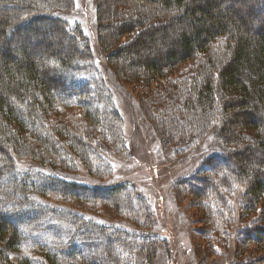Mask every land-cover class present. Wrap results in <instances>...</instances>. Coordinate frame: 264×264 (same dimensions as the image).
Here are the masks:
<instances>
[{"label": "trees", "instance_id": "16d2710c", "mask_svg": "<svg viewBox=\"0 0 264 264\" xmlns=\"http://www.w3.org/2000/svg\"><path fill=\"white\" fill-rule=\"evenodd\" d=\"M70 2L0 0V264H128L135 249L159 240L50 201L103 202L132 211L135 226L152 224L150 213L139 219L137 203L146 200L128 183L79 179L82 167L101 176L95 164L107 163L105 143L125 150L122 116L98 65L120 80H167L179 89L171 94L179 101L162 103L177 116L161 122V146L180 156L201 152L202 160L179 185L206 200L220 186H245L244 219L259 215L240 234L242 245H264V0H125L113 7L107 34L97 4L98 56L65 16ZM152 5L161 21L145 9ZM48 27L53 41L40 36ZM189 114L198 118L190 130ZM92 134L95 145L86 140ZM248 264H264V256Z\"/></svg>", "mask_w": 264, "mask_h": 264}, {"label": "rangeland", "instance_id": "374dc122", "mask_svg": "<svg viewBox=\"0 0 264 264\" xmlns=\"http://www.w3.org/2000/svg\"><path fill=\"white\" fill-rule=\"evenodd\" d=\"M123 1L125 0H71L65 12L71 25L84 30L90 38L97 56L99 54L96 36L97 4L101 7L102 22L100 24L107 34L111 33L109 25L111 16L114 17L113 7ZM145 9L149 10L150 17L154 20H162V14H156L153 5ZM133 11L134 13L141 12L139 8L134 7ZM123 18L128 19L127 16ZM50 28L42 31L41 38L48 35V37L51 36L50 41H53L54 36L53 32L49 33ZM177 34L178 31L174 32L171 38L173 39ZM113 40L108 42H111V47L114 48L119 42L116 43ZM159 48L162 47L158 46L155 49ZM145 51L152 54L154 47L146 48ZM126 61L124 59L123 63L125 64ZM193 65V63H188L182 66L168 76V81L171 78L178 79ZM98 67L103 72L104 78L111 84L117 109L122 116L123 124L120 130L125 150L115 148L111 143H105L106 152L108 151L107 163L100 161L95 164L98 165L97 169L102 170L101 176L95 177L87 170H82L84 168L82 167L79 171V179L96 187L128 183L146 200L144 204L137 203L141 213L138 214L139 219L143 220L147 216L146 213H150L152 224L147 225L148 221H141L139 226H135L132 211L118 212L117 209L103 202H77L63 197H50V201L76 211H85L97 218L123 223V226L129 230L135 227V230L153 234L159 239L157 242H147L144 248L135 249V258L132 261L129 259L128 264H241V261L248 264V262L251 263L263 257L264 245L251 243L246 246L242 245L240 234L251 226L259 215L255 213L244 219L242 197L245 186H235L232 191L220 186L219 196L213 193L206 200L192 195L191 189L194 187L179 185V181L184 176L197 169L202 163L199 159L201 152L193 151L187 156H180L171 146L165 149L161 146L162 141L167 138V129L162 127L161 122L169 123L174 120V116H177L173 113V115H168L165 111L166 106L162 103L165 101L166 105L172 100L174 101L170 104L179 101L174 99L175 95H171L179 89H175L172 83L165 85L167 80H161L159 84L156 82L144 84L133 79L120 80L114 73L108 75L104 67L99 65ZM75 111L73 110L72 113ZM168 116L172 119L167 118ZM184 117L186 128L188 130L194 128L192 123L198 118L190 114ZM208 127L207 130H209ZM87 136L88 141L93 142L96 139L100 142L97 140L98 136L94 134ZM93 144L96 143L93 142ZM208 147L203 149L208 150ZM106 164H108L107 168ZM206 168V170L214 169ZM197 186L200 185L197 184ZM261 207H264V203ZM142 209L144 211H141ZM260 211H262L261 208L257 212L260 213ZM230 219L233 225L227 224ZM129 243L133 245L132 242ZM237 259L238 261L235 262ZM120 262L123 264V261Z\"/></svg>", "mask_w": 264, "mask_h": 264}]
</instances>
